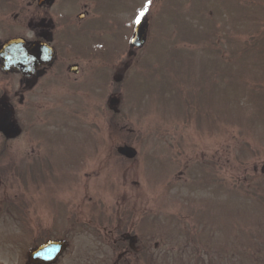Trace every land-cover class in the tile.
Masks as SVG:
<instances>
[{
	"label": "rangeland",
	"instance_id": "374dc122",
	"mask_svg": "<svg viewBox=\"0 0 264 264\" xmlns=\"http://www.w3.org/2000/svg\"><path fill=\"white\" fill-rule=\"evenodd\" d=\"M136 5L151 30L136 65L105 68L100 90L90 72L57 81L34 127L0 145V264H31L28 249L57 237V264L114 258L92 225H149L150 264H228L227 246L230 264H264V0Z\"/></svg>",
	"mask_w": 264,
	"mask_h": 264
},
{
	"label": "flooded vegetation",
	"instance_id": "af4514ba",
	"mask_svg": "<svg viewBox=\"0 0 264 264\" xmlns=\"http://www.w3.org/2000/svg\"><path fill=\"white\" fill-rule=\"evenodd\" d=\"M136 4L137 0H0V47L10 39L20 41L6 52V57L13 58L3 60L4 51L0 56V119H7L12 126L20 127V132L14 137H6L0 131L2 148L8 141L16 140L25 129L34 127L31 121L39 116L41 104L50 102L43 101V96L48 90L52 95L50 90L57 81H87L90 72L91 81L96 80L102 88L105 68L115 72L136 65L137 51L146 45L151 31L147 7L137 8ZM164 4L162 1L160 6L157 5L161 7ZM137 12L143 13L139 16L147 22L145 38L140 43L133 40L135 24L132 26L131 21ZM121 19L128 24V30L123 36H118ZM90 46L97 50L87 51ZM106 49L113 51L108 57H104ZM124 51L127 56L122 55ZM92 58L95 63L87 61ZM26 122L29 123L26 125ZM90 227L98 245L112 247L116 256L78 257L74 264H150L152 237L149 225ZM64 239L68 244V239ZM208 244L212 246L210 242ZM157 245L158 240L154 241V246ZM209 250L214 257L216 249L215 253L214 247ZM225 250L228 258L236 254L231 246ZM246 255L247 250L242 247L241 258ZM59 258L51 264H57Z\"/></svg>",
	"mask_w": 264,
	"mask_h": 264
},
{
	"label": "water",
	"instance_id": "95a60500",
	"mask_svg": "<svg viewBox=\"0 0 264 264\" xmlns=\"http://www.w3.org/2000/svg\"><path fill=\"white\" fill-rule=\"evenodd\" d=\"M145 29H146V21L140 20L136 25L137 42L143 41L145 35ZM11 45L12 42L11 43L5 42L0 48L1 51L0 54L2 55L4 51V57L6 59L13 58V57H6V52L9 50ZM118 100H119L118 97L113 96L110 98V103L112 105H115L116 103H118ZM0 129L3 132H5L7 136H12L18 133V129L11 127L6 119H0ZM117 150L128 157H132L136 153V148L126 143L118 145ZM263 170H264V166H263ZM63 247H64V242H62L61 240L49 239L37 246L31 247L28 253L30 257L34 259L37 258L52 259L55 256H57V254L59 253V251L62 250Z\"/></svg>",
	"mask_w": 264,
	"mask_h": 264
},
{
	"label": "snow or ice",
	"instance_id": "6c2138e0",
	"mask_svg": "<svg viewBox=\"0 0 264 264\" xmlns=\"http://www.w3.org/2000/svg\"><path fill=\"white\" fill-rule=\"evenodd\" d=\"M140 15H143V13H140ZM140 16H137V22H139Z\"/></svg>",
	"mask_w": 264,
	"mask_h": 264
}]
</instances>
